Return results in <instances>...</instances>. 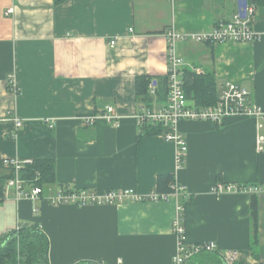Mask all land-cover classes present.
<instances>
[{"label":"crops","instance_id":"1","mask_svg":"<svg viewBox=\"0 0 264 264\" xmlns=\"http://www.w3.org/2000/svg\"><path fill=\"white\" fill-rule=\"evenodd\" d=\"M238 14V0H0V160H54L53 192L133 190L146 197L160 175L173 174L193 197L77 207L16 200L5 190L0 238L37 223L49 238V264H173L172 225L182 204L188 244L215 242L239 253L236 264H264V149L255 147V121L181 122L188 153L178 167L176 145L143 136L135 119L142 108L136 78L168 74V32L209 34ZM253 26L264 31V7L256 8ZM177 48L188 64L214 73L218 84L247 89L264 109V39L181 40ZM107 107L120 115L119 127L81 121ZM219 182L262 188L258 245L251 195L218 198Z\"/></svg>","mask_w":264,"mask_h":264},{"label":"built area","instance_id":"2","mask_svg":"<svg viewBox=\"0 0 264 264\" xmlns=\"http://www.w3.org/2000/svg\"><path fill=\"white\" fill-rule=\"evenodd\" d=\"M256 7L248 6L247 18L242 19L239 14L234 16L227 22H218L213 31L209 34H199L182 36L170 31L167 34V60H168V76L169 87L168 97L164 105H154L140 108L135 119L138 127L144 124H162L166 133L163 137L173 142L177 147L176 162L178 167H182L185 162V156L188 153V145L179 131V125L183 121H206L213 122L217 125H223L228 119L243 118L255 121L257 136L256 146L259 151L264 149V136L259 132L264 130V109L251 101V93L238 84L227 81L218 84V101L213 106H200L198 103L187 98L184 91L185 71L190 70L196 74H203L200 70L191 64H188L178 52V43L182 41H191L196 43H250L264 39V31L260 32L253 26ZM12 10H8L7 14H11ZM116 44L112 41L111 45ZM150 93L156 96V82L151 84ZM120 115L113 107H107L104 113L94 116L82 117L81 121L88 126H92L97 121L103 120L109 124L120 126ZM16 127L21 128L23 121L15 119ZM33 161H20L18 159H4L3 164L7 169H13L14 178L10 179L6 185V191H13L16 200H28L36 202L45 199L51 206H118L130 202L143 201H166L171 196L179 199L189 197L186 189L175 184V193L161 195L153 191L149 196H141L135 191L118 190L98 192L89 189H70L62 187L57 192H53L48 186L40 187L35 184L27 185L21 177V171L27 165H31ZM38 179V178H37ZM47 192H49L48 195ZM262 192L259 186H248L241 184H224L219 182L213 189V194L220 198L224 195L247 193L250 195H258ZM172 225L173 233L177 238V252L174 257L173 264H186L189 260L203 253H218L224 260L225 264H236L239 258L237 251L226 250L220 251L217 243L205 242L199 244H188L187 233L185 227L184 208L179 205V212L174 218Z\"/></svg>","mask_w":264,"mask_h":264},{"label":"trees","instance_id":"3","mask_svg":"<svg viewBox=\"0 0 264 264\" xmlns=\"http://www.w3.org/2000/svg\"><path fill=\"white\" fill-rule=\"evenodd\" d=\"M248 1L250 6L264 7V0ZM155 82L156 96H153L150 93V86ZM168 87V75L156 79L141 76L135 80L136 97L142 107L151 108L154 103L164 105L168 97ZM184 91L187 98L195 100L200 106H213L218 101V82L214 73L210 71L199 75L186 70ZM140 130L143 136H163L166 133L162 124L154 123L144 124ZM20 177L27 185L35 184L40 187L54 185L57 183L55 162L52 159L34 160L31 165L25 166ZM12 178H14L13 169L5 168L3 160H0V203L4 200L7 182ZM175 184V175H160L157 178L155 192L161 195L173 194L175 193ZM192 198L189 196L187 199L182 198L181 200ZM257 201V195H251L252 241L254 246L259 243V203ZM49 250V238L39 224H22L18 229L0 238V264H49ZM196 260L197 264H225L218 253H203L196 259L189 261Z\"/></svg>","mask_w":264,"mask_h":264},{"label":"water","instance_id":"4","mask_svg":"<svg viewBox=\"0 0 264 264\" xmlns=\"http://www.w3.org/2000/svg\"><path fill=\"white\" fill-rule=\"evenodd\" d=\"M248 6H249V1L248 0H238L239 16L242 19H246L247 18Z\"/></svg>","mask_w":264,"mask_h":264}]
</instances>
